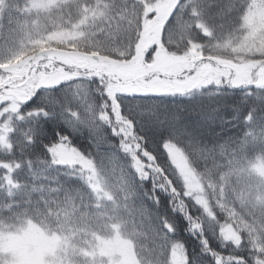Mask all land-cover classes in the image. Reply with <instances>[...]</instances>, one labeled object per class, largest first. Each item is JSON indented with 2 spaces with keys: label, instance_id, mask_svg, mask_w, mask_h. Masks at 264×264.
Returning a JSON list of instances; mask_svg holds the SVG:
<instances>
[{
  "label": "snow or ice",
  "instance_id": "1",
  "mask_svg": "<svg viewBox=\"0 0 264 264\" xmlns=\"http://www.w3.org/2000/svg\"><path fill=\"white\" fill-rule=\"evenodd\" d=\"M0 264H264V0H0Z\"/></svg>",
  "mask_w": 264,
  "mask_h": 264
},
{
  "label": "trees",
  "instance_id": "2",
  "mask_svg": "<svg viewBox=\"0 0 264 264\" xmlns=\"http://www.w3.org/2000/svg\"><path fill=\"white\" fill-rule=\"evenodd\" d=\"M21 177H23V173H21Z\"/></svg>",
  "mask_w": 264,
  "mask_h": 264
}]
</instances>
